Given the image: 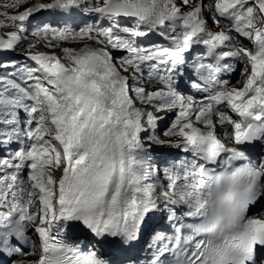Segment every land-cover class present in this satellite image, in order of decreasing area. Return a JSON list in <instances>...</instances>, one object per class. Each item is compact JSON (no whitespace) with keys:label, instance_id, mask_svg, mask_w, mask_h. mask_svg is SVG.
<instances>
[{"label":"snow or ice","instance_id":"obj_1","mask_svg":"<svg viewBox=\"0 0 264 264\" xmlns=\"http://www.w3.org/2000/svg\"><path fill=\"white\" fill-rule=\"evenodd\" d=\"M0 264H264V0H0Z\"/></svg>","mask_w":264,"mask_h":264},{"label":"rangeland","instance_id":"obj_2","mask_svg":"<svg viewBox=\"0 0 264 264\" xmlns=\"http://www.w3.org/2000/svg\"><path fill=\"white\" fill-rule=\"evenodd\" d=\"M44 13L41 14V19H45V20H49L50 19V16H47V15H43ZM38 50H45L47 51L48 49L44 48L43 46L39 47Z\"/></svg>","mask_w":264,"mask_h":264},{"label":"bare ground","instance_id":"obj_3","mask_svg":"<svg viewBox=\"0 0 264 264\" xmlns=\"http://www.w3.org/2000/svg\"><path fill=\"white\" fill-rule=\"evenodd\" d=\"M39 51H43V50H39Z\"/></svg>","mask_w":264,"mask_h":264}]
</instances>
